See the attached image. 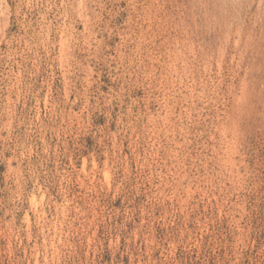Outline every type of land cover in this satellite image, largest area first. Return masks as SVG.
Returning <instances> with one entry per match:
<instances>
[{
    "label": "rangeland",
    "instance_id": "1",
    "mask_svg": "<svg viewBox=\"0 0 264 264\" xmlns=\"http://www.w3.org/2000/svg\"><path fill=\"white\" fill-rule=\"evenodd\" d=\"M0 264H264V0H0Z\"/></svg>",
    "mask_w": 264,
    "mask_h": 264
}]
</instances>
